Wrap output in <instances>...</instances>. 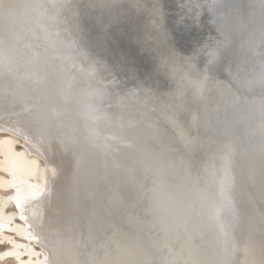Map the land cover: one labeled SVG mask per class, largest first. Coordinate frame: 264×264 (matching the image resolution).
<instances>
[{"label":"bare ground","instance_id":"bare-ground-1","mask_svg":"<svg viewBox=\"0 0 264 264\" xmlns=\"http://www.w3.org/2000/svg\"><path fill=\"white\" fill-rule=\"evenodd\" d=\"M1 244L264 264V0H0Z\"/></svg>","mask_w":264,"mask_h":264},{"label":"rangeland","instance_id":"rangeland-1","mask_svg":"<svg viewBox=\"0 0 264 264\" xmlns=\"http://www.w3.org/2000/svg\"><path fill=\"white\" fill-rule=\"evenodd\" d=\"M8 248V245L6 244H1L0 245V252L6 250ZM0 264H15L14 260L12 259H6L4 261H0Z\"/></svg>","mask_w":264,"mask_h":264},{"label":"snow or ice","instance_id":"snow-or-ice-1","mask_svg":"<svg viewBox=\"0 0 264 264\" xmlns=\"http://www.w3.org/2000/svg\"><path fill=\"white\" fill-rule=\"evenodd\" d=\"M8 255H11V253H9Z\"/></svg>","mask_w":264,"mask_h":264}]
</instances>
